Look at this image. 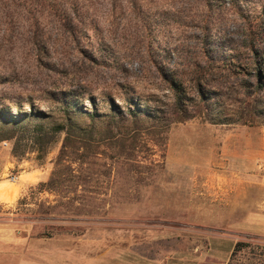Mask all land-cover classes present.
Returning <instances> with one entry per match:
<instances>
[{"label":"rangeland","instance_id":"rangeland-1","mask_svg":"<svg viewBox=\"0 0 264 264\" xmlns=\"http://www.w3.org/2000/svg\"><path fill=\"white\" fill-rule=\"evenodd\" d=\"M263 1L0 0V113L27 116L0 119V264H225L237 240L264 243V234L228 218L230 179L239 178L230 175V155L241 145L247 210L258 219L248 223L264 221V99L251 125L192 118L169 125L163 138L145 130L119 160L104 142L99 160L77 177L65 173L54 190L43 183L62 134L31 141L36 122L47 128L60 113L52 100L60 91L102 115L110 102L169 104L161 75L184 68L167 50L204 36L240 41L243 16H258Z\"/></svg>","mask_w":264,"mask_h":264},{"label":"trees","instance_id":"trees-1","mask_svg":"<svg viewBox=\"0 0 264 264\" xmlns=\"http://www.w3.org/2000/svg\"><path fill=\"white\" fill-rule=\"evenodd\" d=\"M258 10L259 15L254 18L243 16V35L236 43L224 45L221 38L210 41L204 36L167 50L179 54L184 68L177 71L176 63L173 76L161 75L171 91L169 104L120 109L110 102L112 112L102 115L96 107L91 111L80 110L73 91H60L62 99L53 95L52 100L61 101L60 113L51 117L47 128L38 121L31 131V141L39 146L48 142L53 132L62 134L52 170L43 186L49 190L61 186L67 180L65 173L70 178L77 177L74 171L101 158L99 147L104 142L115 150L108 157L119 160L124 144L133 149L135 136L145 130L163 138L169 125L192 118L211 124H253L262 112L260 103L264 99V1ZM184 53L188 54L187 58L183 57ZM68 95L73 99L69 100ZM28 115L39 120L50 117L36 111ZM26 117L10 111L0 113L1 120L13 124ZM102 117H106L105 121ZM142 121L148 127H140ZM256 239L237 240L225 264H264V243Z\"/></svg>","mask_w":264,"mask_h":264},{"label":"crops","instance_id":"crops-1","mask_svg":"<svg viewBox=\"0 0 264 264\" xmlns=\"http://www.w3.org/2000/svg\"><path fill=\"white\" fill-rule=\"evenodd\" d=\"M241 145L239 149H235V152L230 155L231 165H229V172L231 176H238L239 178L230 179L229 189V213L228 217L231 220H235L236 227L251 232L264 234V221L259 223H248L249 220H258L256 216L249 215L247 210V182H242V175L246 176V164L248 161L247 150H242ZM227 211V212H228Z\"/></svg>","mask_w":264,"mask_h":264},{"label":"built area","instance_id":"built-area-1","mask_svg":"<svg viewBox=\"0 0 264 264\" xmlns=\"http://www.w3.org/2000/svg\"><path fill=\"white\" fill-rule=\"evenodd\" d=\"M14 178H15V177H13V176H12V177H10V179H12V180H13Z\"/></svg>","mask_w":264,"mask_h":264}]
</instances>
